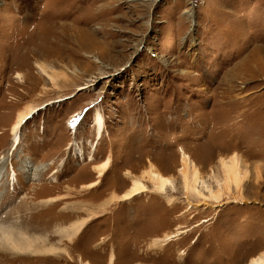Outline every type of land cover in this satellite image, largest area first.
I'll return each instance as SVG.
<instances>
[{
    "label": "rangeland",
    "instance_id": "obj_1",
    "mask_svg": "<svg viewBox=\"0 0 264 264\" xmlns=\"http://www.w3.org/2000/svg\"><path fill=\"white\" fill-rule=\"evenodd\" d=\"M254 58L264 60V0H0V224L33 217L32 235H53L87 217L65 206L125 193L126 170L139 175L152 160L178 177L180 147L204 177L212 167L221 178L218 161L233 154L250 170L243 201L195 206L178 182L170 206L154 193L111 203L63 238L67 254L0 249V264H249L264 254V77ZM36 105L10 154L13 126ZM109 157L99 186L85 190ZM59 195L55 206L40 201ZM178 229L189 232L150 248Z\"/></svg>",
    "mask_w": 264,
    "mask_h": 264
},
{
    "label": "bare ground",
    "instance_id": "obj_2",
    "mask_svg": "<svg viewBox=\"0 0 264 264\" xmlns=\"http://www.w3.org/2000/svg\"><path fill=\"white\" fill-rule=\"evenodd\" d=\"M253 61H255L257 64V73L264 77V60L261 58H254ZM38 66L43 76L47 77L49 80L55 83L54 73H48L40 64ZM16 77L21 82H24L25 77L20 73H17ZM51 103L52 102H50L49 104ZM38 109L39 106L36 105L30 107L28 111L19 115V120L13 126L11 131L14 139L10 154L11 152H14L17 146H19L20 144L21 138L18 135V131L21 130L24 123L30 117H32L35 111ZM104 126L105 121L102 114L96 111L95 127L98 140H101L103 137L102 131L104 129ZM93 148H96V145H93ZM185 150L186 149H184L183 147H180L177 150L180 156L178 166L176 167L178 177L174 175L167 176L166 173L170 171L168 170L169 168H160L152 160L147 161V169H145L139 175L134 174L133 171L131 172L129 170H126L124 177L130 181L131 185L125 193H123L122 195H117L113 193V196L111 197L109 202L105 201V203L99 204L98 207L94 208L90 206L91 204L85 205L81 202L65 206V210H67L68 213H74L73 216L81 212L87 214V217L75 220V222H72L71 224H69V226L63 225L64 227L56 228V231L53 235H51L52 232H48L46 231V229H44L45 233H43L42 235L37 233L32 235L29 232L31 230L30 227L28 229V226H33V217H31V219H26L22 221L17 220V222H12L10 224L9 222L6 223L3 220L0 224V249L4 252H7L8 254L16 256L17 254L30 257L46 256L56 259L58 256L68 253L65 247L60 246L62 245L63 238H65V240L67 239L68 241L74 239L77 235L82 232L81 230L89 221L93 220L94 217L98 216V213L108 207L111 203L129 202L145 194L154 193L163 197L170 206L174 203L176 198L171 195V192L179 190L178 182L180 183L181 189H183L184 191L185 199L189 201L191 194H193V196L198 199L197 204H194L195 206L215 207L220 206L222 204H229L230 202L237 203L243 201L244 196L242 191V183L244 180H247L250 170L249 168H247V165L243 162L239 155L233 154L227 159L224 157L219 159L217 167L222 172L221 178L219 177L217 170L212 167L210 168L211 172L209 173V176L204 177L202 171L197 165V162L194 160L192 155L190 153L188 154V152ZM92 159L93 157H90L89 160L91 161ZM111 164V158L109 157L103 163L93 165L91 171L97 175V179L93 181V183L84 185L83 188L85 190H93L94 188L98 187L100 184V177L105 176L108 173L111 168ZM138 167V165L135 166L134 170H137ZM38 171H41V169L36 168V172ZM57 172L58 171L56 170L54 174H56ZM4 176L5 175L1 170L0 184L3 181L2 179L4 178ZM41 180L42 176L35 174L33 181L41 182ZM37 191L40 192L41 190L36 189L34 193L38 194ZM235 192L238 195L234 196L233 198H230L229 196L234 195ZM65 198L66 196L59 195L50 199H42L40 201L41 203L55 206V204L60 203ZM222 201L225 202L222 203ZM210 202H212L214 205H211ZM191 204L192 203H189V205ZM24 211H26V209ZM8 217L10 218L11 215L8 214L7 219ZM188 232L189 230L178 229L176 232L166 235L164 238L154 239L150 248L153 249V247H161L162 245H165V242H171L173 238H176L181 234H187ZM51 236L58 237L56 243L50 242ZM113 260L114 257L112 256L109 264H112ZM85 264L89 263L86 262ZM249 264H264V254L251 259Z\"/></svg>",
    "mask_w": 264,
    "mask_h": 264
}]
</instances>
